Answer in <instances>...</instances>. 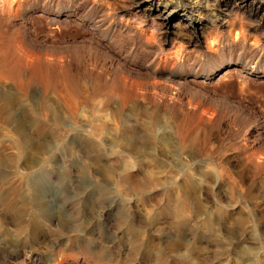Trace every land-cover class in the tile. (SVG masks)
Returning a JSON list of instances; mask_svg holds the SVG:
<instances>
[{
	"label": "rangeland",
	"instance_id": "374dc122",
	"mask_svg": "<svg viewBox=\"0 0 264 264\" xmlns=\"http://www.w3.org/2000/svg\"><path fill=\"white\" fill-rule=\"evenodd\" d=\"M0 142V264H264V0H0Z\"/></svg>",
	"mask_w": 264,
	"mask_h": 264
},
{
	"label": "bare ground",
	"instance_id": "6f19581e",
	"mask_svg": "<svg viewBox=\"0 0 264 264\" xmlns=\"http://www.w3.org/2000/svg\"><path fill=\"white\" fill-rule=\"evenodd\" d=\"M174 20H176V18H169V22L171 23ZM200 26L201 25L197 23L194 29L198 30ZM3 67L10 68V74L18 73V70L13 66L4 64ZM43 75V69L40 65H38L34 70L31 82H42ZM75 93L77 96H80V78L76 80ZM85 93H87L86 90ZM100 128L102 129V127ZM23 148L24 147L18 143L11 144L0 142V201L4 199V201L6 200L8 202L6 211L8 214H10V216L15 217V225L18 227L25 226L24 220L26 216L32 214L34 215L33 218L36 219V216H39L40 214L44 213V211H47L46 208L42 206L44 197L42 189L43 185L45 184V179H43L40 175L30 176L31 164L22 157ZM35 166L36 165L33 164L32 168ZM27 203H31L29 208L26 206Z\"/></svg>",
	"mask_w": 264,
	"mask_h": 264
}]
</instances>
